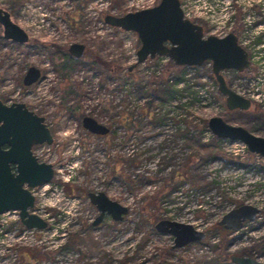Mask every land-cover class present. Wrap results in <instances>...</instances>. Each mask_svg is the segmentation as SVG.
<instances>
[{"label": "rangeland", "instance_id": "374dc122", "mask_svg": "<svg viewBox=\"0 0 264 264\" xmlns=\"http://www.w3.org/2000/svg\"><path fill=\"white\" fill-rule=\"evenodd\" d=\"M240 1L233 25H197L204 37L234 33L240 44L251 41L248 70L223 73L233 91L250 98L244 112L226 108L211 63L177 67L164 57L137 63L136 33L104 21L160 0H0L29 38L22 45L6 40L0 25V101L44 118L53 141L32 151L54 170L46 190H31L29 212L45 229H26L18 212L0 216V264H232V256L264 264V158L217 139L207 125L220 117L264 138V37L258 36L264 0ZM179 2L205 6V0ZM72 44L85 47L82 58L70 56ZM31 67L40 77L24 86ZM84 118L108 133L91 134ZM99 192L128 209L121 221L105 214L92 226L99 212L87 195ZM243 205L260 214L238 232L222 231L220 219ZM160 221L191 225L206 237L173 248L174 237L155 229Z\"/></svg>", "mask_w": 264, "mask_h": 264}, {"label": "water", "instance_id": "95a60500", "mask_svg": "<svg viewBox=\"0 0 264 264\" xmlns=\"http://www.w3.org/2000/svg\"><path fill=\"white\" fill-rule=\"evenodd\" d=\"M104 21L111 27L136 33L141 43L136 54L137 63L156 57H165L177 67H199L210 62L212 75L219 93L225 98L226 108L229 111L249 110V100L233 92L222 75L226 70L241 73L248 69L250 63L247 52L238 45L233 34L223 38L204 37L200 26L184 19L179 0H160L155 7L121 17L106 16ZM0 25L3 27L4 39L20 45L28 42V35L1 8ZM84 51L85 47L80 44H72L68 49L74 59L82 58ZM39 77V71L31 67L23 78V85L30 86ZM207 125L217 139L240 142L249 153L264 158V138L254 136L242 127L229 125L220 117L210 118ZM82 126L91 134L108 133L107 128L91 118H84ZM52 141L43 117L29 111L24 104L13 103L8 106L0 101V216L7 212H18L21 224L28 230L40 231L47 227L44 220L29 212L35 202L31 190L50 183L54 170L50 164L39 162L32 149L37 145H50ZM88 199L99 212L92 226L99 225L105 214L114 221H121L128 213L126 207L109 200L104 193H89ZM259 214L258 208L243 205L226 213L218 225L235 233L245 222H253ZM155 229L174 237L173 248H184L205 239V234L191 225L160 221ZM231 262L263 264L246 256H232Z\"/></svg>", "mask_w": 264, "mask_h": 264}, {"label": "built area", "instance_id": "2783aa9c", "mask_svg": "<svg viewBox=\"0 0 264 264\" xmlns=\"http://www.w3.org/2000/svg\"><path fill=\"white\" fill-rule=\"evenodd\" d=\"M239 4H244V2H241L240 0H207V1L205 0V6L201 10H199L198 8L197 9H191V8L187 7L186 5H182V4H180V7H181V10L183 12V17L189 21H192L194 23H198V22L207 23L208 25L213 26V27H217V28H222V27L225 28L227 26L229 27V26L233 25V19L234 18H231V17L234 15V12H236V11H234V7L236 5L238 6ZM247 4L248 5L251 4L248 6L249 8H251L256 3L253 1V4L250 2H248ZM261 10H260V12L264 15V7H262ZM214 14L217 15L216 19H214ZM252 24H253V21H250L249 27H251ZM261 33H259L258 36H261V40H262V37H264V28H263V31ZM229 34H234V33H229ZM226 35H228V34L220 36V38H222ZM237 41H238V44L243 49H245V51L248 53L249 61H251V56H250V52H249V48H248L251 41L242 40V42H241L242 44H240V42H239L240 40L238 39V37H237ZM260 46H262V48H264V43L261 44ZM237 94L248 99L249 101H251L250 98H248L244 95H241L239 93H237Z\"/></svg>", "mask_w": 264, "mask_h": 264}, {"label": "flooded vegetation", "instance_id": "af4514ba", "mask_svg": "<svg viewBox=\"0 0 264 264\" xmlns=\"http://www.w3.org/2000/svg\"><path fill=\"white\" fill-rule=\"evenodd\" d=\"M155 7V6H154ZM148 9V8H147ZM250 104L252 105V103H251V101H250ZM251 105H250V107H251ZM235 111H240V110H235ZM240 112H244V111H240ZM94 194V193H93ZM88 196V195H87ZM94 222V221H93ZM217 226L222 230V231H224V232H231V231H228V230H226V229H224V227L223 226H219L218 224H217ZM231 233H233V232H231ZM205 237H206V235H205ZM230 260H231V258H230Z\"/></svg>", "mask_w": 264, "mask_h": 264}, {"label": "bare ground", "instance_id": "6f19581e", "mask_svg": "<svg viewBox=\"0 0 264 264\" xmlns=\"http://www.w3.org/2000/svg\"><path fill=\"white\" fill-rule=\"evenodd\" d=\"M46 187H47V185H43V186H42V188H43L44 190H46Z\"/></svg>", "mask_w": 264, "mask_h": 264}]
</instances>
